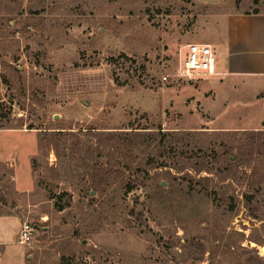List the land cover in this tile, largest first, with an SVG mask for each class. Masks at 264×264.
I'll list each match as a JSON object with an SVG mask.
<instances>
[{
	"label": "rangeland",
	"instance_id": "374dc122",
	"mask_svg": "<svg viewBox=\"0 0 264 264\" xmlns=\"http://www.w3.org/2000/svg\"><path fill=\"white\" fill-rule=\"evenodd\" d=\"M254 11L0 0V130L35 143L28 192L0 165V214L38 227L28 264H264V102L245 88L264 78L175 77L186 45Z\"/></svg>",
	"mask_w": 264,
	"mask_h": 264
},
{
	"label": "crops",
	"instance_id": "0c3cea01",
	"mask_svg": "<svg viewBox=\"0 0 264 264\" xmlns=\"http://www.w3.org/2000/svg\"><path fill=\"white\" fill-rule=\"evenodd\" d=\"M227 36L204 44L213 52H222L225 59H216L218 76L239 75L264 78V13H237L227 20ZM214 45V46H212ZM264 85L261 83V85ZM238 85H229L236 91ZM246 93L254 102H264V89L257 84L245 85ZM34 136L15 130H0V165L13 168V181L22 191L30 189L29 158L34 154ZM20 139V140H18ZM22 220L16 214H0V264H28L31 260L30 245L17 243Z\"/></svg>",
	"mask_w": 264,
	"mask_h": 264
},
{
	"label": "built area",
	"instance_id": "2783aa9c",
	"mask_svg": "<svg viewBox=\"0 0 264 264\" xmlns=\"http://www.w3.org/2000/svg\"><path fill=\"white\" fill-rule=\"evenodd\" d=\"M216 59L213 49L207 44H188L185 46V55L176 70V79L193 81L198 77L217 76L215 69ZM166 81V78H163ZM34 227L28 223H21L17 243L28 246L34 240Z\"/></svg>",
	"mask_w": 264,
	"mask_h": 264
},
{
	"label": "water",
	"instance_id": "95a60500",
	"mask_svg": "<svg viewBox=\"0 0 264 264\" xmlns=\"http://www.w3.org/2000/svg\"><path fill=\"white\" fill-rule=\"evenodd\" d=\"M33 227H34L35 230L38 228L37 226H33Z\"/></svg>",
	"mask_w": 264,
	"mask_h": 264
},
{
	"label": "trees",
	"instance_id": "16d2710c",
	"mask_svg": "<svg viewBox=\"0 0 264 264\" xmlns=\"http://www.w3.org/2000/svg\"><path fill=\"white\" fill-rule=\"evenodd\" d=\"M256 13H257L256 11L253 12V14H256Z\"/></svg>",
	"mask_w": 264,
	"mask_h": 264
}]
</instances>
